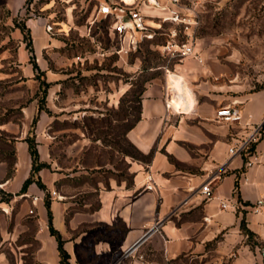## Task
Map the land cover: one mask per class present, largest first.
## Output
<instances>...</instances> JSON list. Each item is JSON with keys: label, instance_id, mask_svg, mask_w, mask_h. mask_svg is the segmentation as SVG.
<instances>
[{"label": "crops", "instance_id": "1", "mask_svg": "<svg viewBox=\"0 0 264 264\" xmlns=\"http://www.w3.org/2000/svg\"><path fill=\"white\" fill-rule=\"evenodd\" d=\"M27 2L4 0L10 19L26 13L23 25L33 51L22 29L11 24L18 48L17 84L27 85L30 94L21 105V122L0 126L15 139L12 175L0 160V192L7 196L0 194V264H63L49 211L70 264H264V89L238 81L233 54L216 38L197 35L200 16L191 32L198 57L176 59L146 81L139 119L124 132L140 155L113 149V158L125 163L120 168L89 161L92 149L106 146L84 128L55 127L81 121L100 108L102 96L95 89L76 90L78 73L60 67L65 61L73 65L82 54L64 53L66 42L47 18L27 12ZM142 11L160 13L146 6ZM67 24L80 37L87 35L86 26L71 18ZM42 81L48 84L43 104ZM167 87L173 108L166 106ZM128 89H112L107 105L115 107ZM90 93L97 97L95 105ZM232 103L241 109L240 123L216 116L218 108ZM258 127L257 140L245 149L253 146L250 152H229ZM30 132L39 161L47 163L38 171L45 187L32 182L22 191L33 166L26 140ZM150 174L154 189L145 188ZM207 183L211 198L202 192ZM77 188L86 195L76 198ZM222 201L229 207L222 208ZM243 218L252 238L242 228ZM7 252L14 255L12 261Z\"/></svg>", "mask_w": 264, "mask_h": 264}, {"label": "rangeland", "instance_id": "2", "mask_svg": "<svg viewBox=\"0 0 264 264\" xmlns=\"http://www.w3.org/2000/svg\"><path fill=\"white\" fill-rule=\"evenodd\" d=\"M183 1L189 6L196 5L200 16L197 35L216 38L220 46L233 54L232 67L238 81L247 82L253 89H264V0ZM95 3L96 0H28L27 12L47 18L52 23L51 30L66 42L64 53L82 54L73 65L65 61L60 67L64 71L78 73L77 81H74L78 87L76 90L92 92L95 89L102 96L98 102L100 108L92 109L93 113L88 112L81 121H64L55 127L84 128L92 140L106 146L104 149H92L88 158L90 162L104 161L125 168L122 159L117 161V157L113 158V149L139 156L125 139L124 132L139 114V93L146 81L161 74L164 68L178 59L169 58L163 52L168 38L166 33L173 25L163 23L153 41H144L132 52L117 53L122 42L110 28V20L97 16ZM25 16L26 13L10 19L4 0H0V126L8 121L21 122V105L30 94L27 85L17 84L20 74L16 63L18 48L16 39L12 37L14 27L11 25H23ZM70 18L79 27L86 26L85 37H80L78 31L67 24ZM24 38L26 41L29 39L25 32ZM9 73L15 74L2 78ZM125 87L131 89L126 95H121L119 103L115 107L107 105L106 99L112 89L119 92ZM96 98L94 93H90L88 99L95 105ZM14 141L12 134L0 129V160L10 166L8 176L13 173ZM75 190L78 191V199L86 195L79 193V188ZM0 194L2 199H7L6 194ZM6 255L12 261L14 255L10 252Z\"/></svg>", "mask_w": 264, "mask_h": 264}, {"label": "built area", "instance_id": "3", "mask_svg": "<svg viewBox=\"0 0 264 264\" xmlns=\"http://www.w3.org/2000/svg\"><path fill=\"white\" fill-rule=\"evenodd\" d=\"M142 6L157 9L159 14H149L142 11ZM97 16L110 20V28L120 38L121 48L117 53H127L135 50L144 39H151L157 35L163 23L172 24V29L166 33L167 40L163 45V52L169 58H182L186 56L198 57L194 49L192 27L198 23V10L196 5L189 6L183 0H103L97 6ZM51 29V27H50ZM168 99L166 106L172 107L170 88L167 87ZM218 119L229 123H240L242 120L241 109L236 103L221 106L216 111ZM261 127L249 136L239 147H230V153L240 152L246 149L249 142L257 140ZM250 164V162H248ZM152 175H148L145 188L154 189ZM202 192L206 198L213 195L209 183L202 186ZM54 194V192H53ZM33 201H36L34 197ZM222 208H228L226 202H221Z\"/></svg>", "mask_w": 264, "mask_h": 264}, {"label": "trees", "instance_id": "4", "mask_svg": "<svg viewBox=\"0 0 264 264\" xmlns=\"http://www.w3.org/2000/svg\"><path fill=\"white\" fill-rule=\"evenodd\" d=\"M19 26V25H18ZM23 32H25L29 38V33L27 32L26 28L24 25H20L19 26ZM156 37V36H155ZM154 38H151V39H144L143 41H141L137 48L144 42V41H153ZM27 46L30 50V52L33 51V48H32V43L30 41V38L28 39V43H27ZM136 48V49H137ZM135 49V50H136ZM133 50H131L130 52H132ZM33 58V56H32ZM36 66V65H35ZM37 67V66H36ZM47 87H48V84L45 82V81H42L41 82V93H42V96H41V99H40V102L41 104H43L44 102V98H45V95H46V92H47ZM131 89V88H130ZM130 89L128 91H126L125 95L130 91ZM143 90V88H142ZM142 90L140 91V101L141 102V95H142ZM139 116H140V108H139V114L134 118V120L127 126V128L131 127L133 125V123L139 119ZM36 122V118L34 119L33 123ZM126 128V129H127ZM262 128H264V124L262 126ZM28 141V144H29V150H30V153H31V156H32V161H33V166H32V170H31V174L30 176L25 180L24 184H23V187H22V191H25L28 187V185L32 182H36L40 187H45V185L42 183L40 177L38 176V171L42 168V167H45L47 166V163L45 162H40L39 161V154H38V150H37V147H36V142H35V139H34V135L33 134H30L27 139ZM133 147V146H132ZM253 149V146H250L247 150H244V152H250L251 150ZM137 151V150H136ZM125 153V152H123ZM132 153V152H131ZM137 153L140 155V153L137 151ZM138 156V155H137ZM14 157H15V149H14ZM14 163H15V160H14ZM10 168V166H8ZM14 168V164H13V167ZM47 206L49 207V203L46 202ZM49 220H50V231L52 234H54L58 240V247H59V251H60V256H61V261L63 264H70L69 262V254L67 253V251L64 249L63 247V240H62V237L60 235V233L52 226L51 224V212L49 211ZM241 225H242V228L243 230L248 234V236L250 238H252L253 236V233L248 230L246 228V225H245V220L244 218L242 219L241 221Z\"/></svg>", "mask_w": 264, "mask_h": 264}, {"label": "water", "instance_id": "5", "mask_svg": "<svg viewBox=\"0 0 264 264\" xmlns=\"http://www.w3.org/2000/svg\"><path fill=\"white\" fill-rule=\"evenodd\" d=\"M155 227V226H154ZM153 227V228H154ZM150 232V230L148 231V232H146L145 233V235L144 236H142L141 238H139L128 250H127V252L126 253H128V252H130L131 250H133L134 248H136L138 245H139V243L143 240V239H145V237L148 235V233Z\"/></svg>", "mask_w": 264, "mask_h": 264}]
</instances>
